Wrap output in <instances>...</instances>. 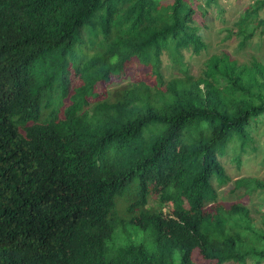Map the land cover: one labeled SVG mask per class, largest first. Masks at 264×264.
<instances>
[{
    "label": "trees",
    "instance_id": "1",
    "mask_svg": "<svg viewBox=\"0 0 264 264\" xmlns=\"http://www.w3.org/2000/svg\"><path fill=\"white\" fill-rule=\"evenodd\" d=\"M218 0H0V264H261L264 209L235 179L264 114V60L210 54L164 79L162 55L207 45ZM229 33L264 35V0ZM127 82L113 90L112 81ZM129 223L162 249L120 244Z\"/></svg>",
    "mask_w": 264,
    "mask_h": 264
},
{
    "label": "rangeland",
    "instance_id": "2",
    "mask_svg": "<svg viewBox=\"0 0 264 264\" xmlns=\"http://www.w3.org/2000/svg\"><path fill=\"white\" fill-rule=\"evenodd\" d=\"M252 0H218V4L209 7L203 22H197L199 33L205 41L207 47L199 54L192 53L191 50H183L182 65H175L169 54L164 52L162 59L161 72L165 80L171 77H183V71L197 75L200 73L205 59L213 53L227 52L240 60H247L256 56L264 60V35L254 36L243 47L238 45L235 35L229 33L233 22L242 12L243 8ZM127 82L126 79L112 81L106 86V89L113 90L121 87ZM250 133L256 146V151H250L244 155L240 169H237L233 160V151L230 146L227 147L225 155L221 157L228 174V180L223 184H217L214 179V185L217 188L218 200L228 205L236 199L237 192H233L235 179L242 176H254L264 178V114L259 121L252 125ZM255 219H258L256 209H264V191H254L242 199ZM120 237L113 235V240L120 244H131L141 246L147 252L154 255L161 253L162 249L158 247L148 232L140 230L129 223L125 225V231H121ZM232 264V263H224ZM248 264H252L249 262ZM264 264V263H261Z\"/></svg>",
    "mask_w": 264,
    "mask_h": 264
}]
</instances>
